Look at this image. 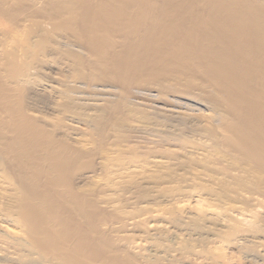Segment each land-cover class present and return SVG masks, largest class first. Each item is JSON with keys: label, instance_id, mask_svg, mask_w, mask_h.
Returning a JSON list of instances; mask_svg holds the SVG:
<instances>
[{"label": "bare ground", "instance_id": "1", "mask_svg": "<svg viewBox=\"0 0 264 264\" xmlns=\"http://www.w3.org/2000/svg\"><path fill=\"white\" fill-rule=\"evenodd\" d=\"M41 46L70 59L55 66L62 73L46 64L48 77L35 76ZM158 72L183 88L165 83L168 100L161 91L147 92L159 98L151 108L178 125L211 119L218 127L210 131V148L224 146L217 150L264 188V0H0V142L23 172L20 221L31 251L59 264H96L97 248L108 242L97 247L99 238L90 236L101 212L95 197L87 199L72 184L83 154L58 140L45 115L26 110V87L54 104L96 108L103 102L116 110L128 105L134 83ZM103 79L113 83L98 84ZM196 88L199 93L191 92ZM205 104L209 113L197 106ZM75 115L68 120L77 123Z\"/></svg>", "mask_w": 264, "mask_h": 264}, {"label": "rangeland", "instance_id": "2", "mask_svg": "<svg viewBox=\"0 0 264 264\" xmlns=\"http://www.w3.org/2000/svg\"><path fill=\"white\" fill-rule=\"evenodd\" d=\"M43 47L37 50L41 52L39 56L35 52L40 71L35 76L41 80L48 77L44 74H50L49 65H54L57 71L59 65L70 64V59H65L57 49ZM158 73L134 83L130 102L120 104L123 106L117 111L103 102L95 108L94 104L68 105L64 100L68 107L64 108L61 102L54 104L47 95L35 93L31 84L22 94L29 113L45 115L58 140L83 154L73 167L71 180L77 191L79 188L78 193L86 192L87 199L95 197L92 201L101 211L95 215L100 217L99 223L93 217L97 231L90 236L102 240L96 239L97 247L102 242L108 245L99 246L97 249L101 251L96 249L100 251L95 252L96 260L103 262L106 257L104 264L113 257L120 258L117 261L122 264H264V188L258 187L255 178L240 172L237 168L240 165L235 167L236 162L217 150L224 146L214 147L216 151L210 148L217 126L211 119L178 125L151 108L159 98L149 97L147 92L159 95L163 92L161 97L168 100L171 96L165 92V83L166 86L174 83L175 88L180 85L171 76ZM104 81L108 79L98 84H105ZM103 97L116 103V97L106 94ZM197 106L206 112L209 107ZM72 111L79 118L77 123L68 120ZM200 124L212 142L209 139V143L204 142L208 137ZM205 143L210 145L207 149L203 147ZM2 152L0 142V264H59L52 260L55 258L39 254L40 257L31 251L30 239L20 221L23 172L15 159ZM81 219L79 223L84 226L87 221Z\"/></svg>", "mask_w": 264, "mask_h": 264}]
</instances>
